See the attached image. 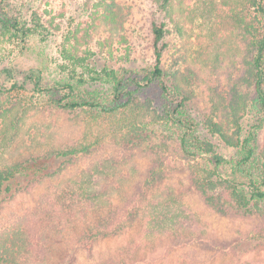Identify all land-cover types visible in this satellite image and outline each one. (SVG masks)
<instances>
[{
    "label": "trees",
    "instance_id": "obj_1",
    "mask_svg": "<svg viewBox=\"0 0 264 264\" xmlns=\"http://www.w3.org/2000/svg\"><path fill=\"white\" fill-rule=\"evenodd\" d=\"M174 1L154 0V5L170 18ZM39 2L0 0V74L7 83L0 85V204L60 175L74 158L87 157L106 142H143L183 160L190 189L208 208L223 216L258 217L252 237L264 240V138L259 137L264 126V0H209L202 20L206 32L193 60L168 52L167 24L155 18L149 58H129L128 47L118 54L111 32L97 34L99 26L116 34L123 30L125 14L115 0H82L80 15L61 21L41 11ZM35 43L50 55L52 72L44 64L18 67L17 59ZM222 65L226 70L219 78ZM152 91L159 106L148 95ZM194 104L200 105L199 119ZM54 111L74 114L85 127L76 138L40 148L24 126L35 114ZM207 135L233 148L235 156L224 158ZM20 146L30 151L16 154ZM225 165L231 176L218 172ZM158 178L153 167L144 184L154 185ZM137 194L143 196L141 188L131 201ZM152 208L151 225L187 228L184 209L165 203ZM121 224H97L84 241L91 245L112 236ZM26 246L18 230L0 231V264H24Z\"/></svg>",
    "mask_w": 264,
    "mask_h": 264
},
{
    "label": "rangeland",
    "instance_id": "obj_2",
    "mask_svg": "<svg viewBox=\"0 0 264 264\" xmlns=\"http://www.w3.org/2000/svg\"><path fill=\"white\" fill-rule=\"evenodd\" d=\"M81 1L39 3L41 11L61 21L71 15L79 16ZM115 2L125 14L123 30L116 34L99 26L97 34L105 37L111 32L118 54L123 55L128 47L129 58H149L150 21L155 18L167 24L164 41L168 52L173 56L189 54L193 60L198 40L206 32L202 20L209 0H175L170 18L162 17L154 0ZM38 64H44L51 72L54 67L50 55L37 43L17 59L22 69ZM225 70L223 65L217 69L219 78ZM5 82L0 74V85ZM148 95L159 106L155 92ZM192 110L199 119L200 105L194 104ZM24 127L35 142H41L40 148H45L52 142L80 136L85 125L74 114L54 111L35 114ZM207 136L224 158L230 160L235 156L233 148L215 136ZM259 137L264 138V126ZM20 139L15 144L17 148ZM8 150L14 152L11 147ZM20 151L30 149L20 146L16 154ZM173 155L152 151L143 142L132 146L106 142L89 156L74 158L60 175L46 178L3 201L0 231L18 230L26 238L24 264H264V240L252 237L260 219L243 212L223 216L208 208L190 189L183 160ZM153 167L159 174L158 181L146 186L144 180ZM218 172L231 176L229 165L218 168ZM87 179L90 181L86 182ZM140 188L143 196L137 194V199L131 201ZM159 203L184 209L187 228L151 225L148 212ZM117 221L123 223L120 232L99 238L91 245L84 241L97 224L113 225Z\"/></svg>",
    "mask_w": 264,
    "mask_h": 264
}]
</instances>
